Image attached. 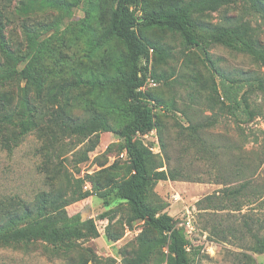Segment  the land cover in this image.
Masks as SVG:
<instances>
[{
  "label": "rangeland",
  "instance_id": "rangeland-1",
  "mask_svg": "<svg viewBox=\"0 0 264 264\" xmlns=\"http://www.w3.org/2000/svg\"><path fill=\"white\" fill-rule=\"evenodd\" d=\"M18 1L0 0L6 39L14 52L25 56L20 70L31 59L36 63L31 78L19 75L1 91L18 94L26 88L37 108L38 127L22 137L23 128L0 129V199L19 197L32 202L43 192L63 193L65 199L73 200L66 208L68 214L94 220L97 234L85 232L64 242L0 245V264H129L138 258L140 237L160 240L165 235L135 220L126 202L106 206L109 190L131 176L119 135L130 119L121 86V78L129 72L127 49L107 35L116 0H36L38 7L26 15L16 12ZM200 1L143 0L139 15ZM193 16L201 25L248 23L252 39L264 43V14L250 0H231L218 10L194 9ZM139 33L149 44L159 46L163 55L151 49L149 77L155 75L160 81L146 87L156 104V128L136 139L154 154L153 164L164 166L161 170L188 174V179L154 184L148 192L149 203L174 218L194 264H264V253L254 251L255 238L243 228L246 220L264 221V197L246 199L242 210H204L200 201L224 187L206 174L222 160L198 156L197 148L187 141L189 127L195 124L202 126L199 143L212 157H223L220 146L230 143L257 150L258 144L240 142V134L264 130V118L242 124L221 112L204 53L188 46L179 33L167 28H144ZM206 53L227 73L264 72L259 62L222 44L207 46ZM251 100L264 106L259 93ZM5 113L0 112V120ZM76 125L88 129L77 133ZM4 137L9 147L3 145ZM84 157L88 160L80 162ZM255 184L264 185V164ZM86 193L89 196L81 199ZM227 226L235 234L224 240L215 228ZM259 227L254 228L263 237L264 229ZM170 259L168 248L160 245L144 264H170Z\"/></svg>",
  "mask_w": 264,
  "mask_h": 264
},
{
  "label": "trees",
  "instance_id": "trees-1",
  "mask_svg": "<svg viewBox=\"0 0 264 264\" xmlns=\"http://www.w3.org/2000/svg\"><path fill=\"white\" fill-rule=\"evenodd\" d=\"M142 1L116 0L107 34L110 38L122 41L127 49L129 72L121 78V86L127 102L124 109L130 115V119L120 130L119 135L130 162L131 176L113 186L105 201L106 206L116 201L126 202L135 220L145 222L146 225L165 235L160 240L140 237L141 246L138 258L135 261L131 260L129 264L146 263L160 245H165L168 248L171 255L170 264H194L190 257L188 241L177 227L174 218L167 213H161L162 208L153 206L148 201V192L154 184L161 181L188 179V174L180 171L161 170L164 166L153 164L154 154L136 139L139 135H146L156 128L154 113L156 104L153 103L155 101L153 97L146 92V87L149 85L148 80L151 79L149 77L152 60L151 49L159 56L163 55L160 47L146 42L139 31L144 28H167L179 33L188 46L197 48L204 53L205 61L215 79L214 91L219 98V110L226 111L242 124H252L258 117L264 118V106L251 100L255 93L261 94L264 100V72L227 73L220 70L207 57V46L222 44L229 49L250 56L264 68V43L252 39L253 29L248 23L235 26H213L201 25L194 19V9L199 12L218 10L222 6L230 4L231 0H203L140 16L139 6ZM250 1L259 13L264 14V0ZM37 7L36 0H19L16 12L19 15H26ZM5 29V17L1 14L0 112L6 111V113L0 120V129L23 128L19 133V137H22L28 131L38 127L34 119L37 108L30 102L26 88H23L22 93L18 94L12 90L1 91V89L19 75L24 74L31 78V71L36 62L31 59L27 68L19 69L25 56L12 50L6 39ZM24 29H27V26H24ZM26 33L30 34V32ZM36 41L37 38L32 39V42ZM152 77L151 80L154 82L160 81L157 76L152 75ZM201 128V125L192 124L189 127L192 132L187 133V141L191 147L197 148L198 156H206L208 160H222L219 164H212L214 167L206 174L210 178L214 177L215 184L224 187L200 201L199 205L204 210H242L246 206V199L251 201L252 197L258 194L264 197V185L255 184L264 164V130L252 129L250 133L240 134V142H244L245 145L258 144L257 150L249 151L240 145L230 143V146H220L224 148L223 157L220 154L212 157L210 150L204 149L199 143ZM87 129L85 125H76L74 131L82 133ZM2 143L9 147L7 137H4ZM87 160L88 157H84L80 162ZM236 183H239L240 186L234 187ZM88 196L89 193H86L80 198ZM72 201L65 199L63 193L60 192L56 194L43 192L32 202L24 201L19 197L0 199V245L33 240L64 242L80 238L85 232L97 234L94 220H83L79 213L73 216L68 214L66 208ZM261 206H264V200L261 202ZM256 225L260 226L259 229H264V221L261 219L256 221L253 218L246 220L243 228L255 238L254 251L264 253V236H259L254 228ZM215 229L217 234L223 235L222 239L224 240H227V235L235 234V229L230 226Z\"/></svg>",
  "mask_w": 264,
  "mask_h": 264
},
{
  "label": "built area",
  "instance_id": "built-area-1",
  "mask_svg": "<svg viewBox=\"0 0 264 264\" xmlns=\"http://www.w3.org/2000/svg\"><path fill=\"white\" fill-rule=\"evenodd\" d=\"M148 83H149V85H152V86L156 85V83L153 80H151V79L148 80Z\"/></svg>",
  "mask_w": 264,
  "mask_h": 264
}]
</instances>
